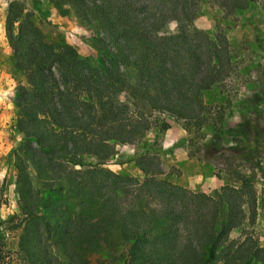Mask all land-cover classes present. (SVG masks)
<instances>
[{"label":"trees","instance_id":"1","mask_svg":"<svg viewBox=\"0 0 264 264\" xmlns=\"http://www.w3.org/2000/svg\"><path fill=\"white\" fill-rule=\"evenodd\" d=\"M32 1L12 0L8 10L13 65L24 78L13 96L20 213L9 227L16 252L0 226V264H12L13 253L21 264H93L113 234L124 264H264V247L247 228L258 215L251 176L236 171L206 193L164 177L149 154L138 161L143 177L107 167L117 146L171 127L155 113L188 132L213 124L215 138L233 136L221 100L207 93L236 73L238 55L227 37L195 21L205 5L234 14L257 1L264 9V0H46L67 5L94 31L96 64L73 45L50 42L35 20L41 0ZM172 22L176 30L165 32ZM64 190L78 215L56 199Z\"/></svg>","mask_w":264,"mask_h":264},{"label":"rangeland","instance_id":"2","mask_svg":"<svg viewBox=\"0 0 264 264\" xmlns=\"http://www.w3.org/2000/svg\"><path fill=\"white\" fill-rule=\"evenodd\" d=\"M11 1L0 0V226L9 248L16 252L17 233L9 227L18 220L20 213L16 165L21 134L16 126L13 96L19 81L24 78L13 65L14 50L8 32ZM28 4L31 7L33 1L28 0ZM34 12L37 24L58 49L64 44L73 45L96 64L97 52L92 45L94 31L83 25L67 5L59 8L41 0ZM195 26L213 34H223L238 55L236 73L218 89L207 93L208 97L221 100L227 127L235 129L233 136L222 133L220 138H215L213 124L198 132H188L182 122L155 113L154 117L167 120L171 127L162 132L154 127L139 142L117 146V154L107 161V167L115 172L143 177L138 161L144 154H149L156 158L164 177L188 189L206 193L232 181L236 171L251 176L258 191V215L255 225L247 228L264 247V9L260 1L234 14L205 5ZM176 27L177 24L172 22L164 31H175ZM17 34L18 23L13 30L14 37ZM128 71L130 80L135 82V71L132 68ZM244 130L246 134L240 133ZM85 161L97 163V159L90 156L85 157ZM57 195L56 199L70 206L75 215L80 213L78 201L66 190L62 196ZM90 211L93 213V209ZM239 234V231L233 232L232 238ZM103 244L101 252L91 256L93 264H101L104 259L107 264H124L121 258L124 249L116 234ZM12 264H21L14 253Z\"/></svg>","mask_w":264,"mask_h":264},{"label":"crops","instance_id":"3","mask_svg":"<svg viewBox=\"0 0 264 264\" xmlns=\"http://www.w3.org/2000/svg\"><path fill=\"white\" fill-rule=\"evenodd\" d=\"M167 145H170V144H167Z\"/></svg>","mask_w":264,"mask_h":264}]
</instances>
